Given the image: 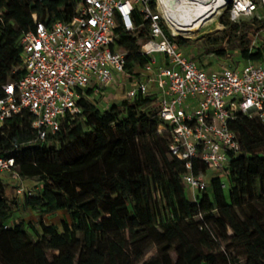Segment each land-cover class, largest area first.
I'll return each mask as SVG.
<instances>
[{"label": "trees", "instance_id": "obj_1", "mask_svg": "<svg viewBox=\"0 0 264 264\" xmlns=\"http://www.w3.org/2000/svg\"><path fill=\"white\" fill-rule=\"evenodd\" d=\"M79 1L0 0V99L3 86L24 75L21 37L34 32L35 22L69 21ZM133 17L144 25L138 36L116 29L114 48L125 53L126 72L137 76L149 58L138 44L147 38L146 23ZM219 23L222 30L194 42L174 41L179 48L201 45L190 58L205 70L212 59L230 68L264 61L260 10L236 21L224 14ZM91 99L82 98L81 113L44 141L36 139L28 110L0 126V157L14 160L22 184L43 186L21 198L38 216L27 223L13 216L18 203L0 178V264H264V126L256 116L237 112L229 122L240 151L230 157L225 181L193 162L194 176L209 177L193 197L169 135L158 132L165 124L153 94L103 110ZM59 213L65 219L58 228L50 221Z\"/></svg>", "mask_w": 264, "mask_h": 264}, {"label": "built area", "instance_id": "obj_2", "mask_svg": "<svg viewBox=\"0 0 264 264\" xmlns=\"http://www.w3.org/2000/svg\"><path fill=\"white\" fill-rule=\"evenodd\" d=\"M199 1L188 0L191 5ZM209 1L205 5L215 2ZM221 1L204 14L205 26L192 32L175 29L166 0H80L69 21L35 22L34 32L20 39L24 75L3 86L0 126L6 118L28 110L34 117L36 139L44 141L66 117L81 113L78 102L82 98L107 96L114 86L125 89L123 99L153 94L165 124L158 132L169 135V151L183 162L188 171L184 183L195 197L207 183L205 177L191 173L193 162L226 178L230 157L240 151L229 128L236 113L254 115L264 126V61L247 63L241 69L205 70L174 41L204 31L216 16L227 14L230 21H236L258 10L264 14V0ZM134 15L146 23L147 38L138 44L141 54L149 58L137 76L126 72L125 53L114 48L116 29L138 36L144 25H136ZM222 29L220 24L215 30ZM259 34L251 48L257 47ZM156 55L161 56L159 62ZM1 174H9L18 183L16 193L21 198L32 194L14 171L12 158L0 157Z\"/></svg>", "mask_w": 264, "mask_h": 264}, {"label": "rangeland", "instance_id": "obj_3", "mask_svg": "<svg viewBox=\"0 0 264 264\" xmlns=\"http://www.w3.org/2000/svg\"><path fill=\"white\" fill-rule=\"evenodd\" d=\"M221 17H222V15L221 16H216L213 21H211L210 23L207 24V26L204 29V31L186 34V35H183V37H181V38H187L191 42H194V40H196V38H198L200 35L207 34V33H212V32L217 31L215 29H216V26L220 25L219 20H220ZM200 49H202L201 45H185L184 47L180 48V50L184 54L186 53L185 55H188L189 57H191L194 54H196V52H198L197 50H200ZM155 57H156L158 62L161 60V56L160 55H156ZM212 60H213L212 61V67H211L212 70L219 69V68H221L223 66H227V62L226 61H216L215 59H212ZM234 60L235 61L238 60V55L237 54H233L232 55V61H234ZM204 63L207 64V61L204 60ZM242 67H244V63L240 62L237 68L241 69ZM112 97H111V95L109 97L108 96H100V95L99 96H92L91 97L92 98L91 102L94 103L97 106V108L103 110L110 102L112 103V102H118V101L122 100V98L121 99H119V98L112 99ZM211 174L212 173H210V175ZM0 178H2L3 181L6 184L5 190H6V194H7L8 198L13 200V201H16L18 203L16 211L14 212V215H13L15 217V219H17V220L23 219L27 223L36 224L37 219H38L37 213L25 209L22 206L21 197L18 196L17 193H16V189H17L18 183L16 181L12 180L10 178L9 174H1ZM221 180L225 181V177H222ZM205 181L207 183L209 181V177H205ZM23 185L26 188H29L30 190H37V189H41L43 187L41 184H38L36 182L35 183L29 182V183H26V184L24 183ZM64 219H65V215H63V213H59L50 222L54 223L59 228L60 227V222L62 220H64ZM29 234H30L32 240L35 241L34 236L30 232H29ZM54 253L56 254V252H54ZM153 253H154V251H151V252H149V254L147 256H150Z\"/></svg>", "mask_w": 264, "mask_h": 264}, {"label": "bare ground", "instance_id": "obj_4", "mask_svg": "<svg viewBox=\"0 0 264 264\" xmlns=\"http://www.w3.org/2000/svg\"><path fill=\"white\" fill-rule=\"evenodd\" d=\"M209 0H200L195 5L189 4L188 0H166L167 9L177 31L192 32L205 26L202 19L208 10H215L221 5V0H215L211 5H205ZM211 3V2H210Z\"/></svg>", "mask_w": 264, "mask_h": 264}, {"label": "crops", "instance_id": "obj_5", "mask_svg": "<svg viewBox=\"0 0 264 264\" xmlns=\"http://www.w3.org/2000/svg\"><path fill=\"white\" fill-rule=\"evenodd\" d=\"M126 88H128V87H126ZM124 92H125V89L124 88H119V87H113V88H109L108 89V94H107V96L109 97L110 95H111V97H112V99H114V98H119V99H123L124 98ZM111 103V102H110Z\"/></svg>", "mask_w": 264, "mask_h": 264}, {"label": "water", "instance_id": "obj_6", "mask_svg": "<svg viewBox=\"0 0 264 264\" xmlns=\"http://www.w3.org/2000/svg\"><path fill=\"white\" fill-rule=\"evenodd\" d=\"M228 4H230L231 3V0H225Z\"/></svg>", "mask_w": 264, "mask_h": 264}]
</instances>
